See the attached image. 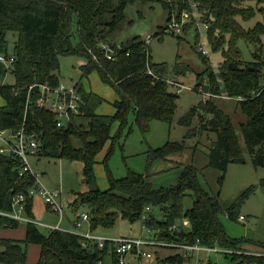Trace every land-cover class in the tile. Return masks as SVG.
I'll list each match as a JSON object with an SVG mask.
<instances>
[{
  "label": "trees",
  "instance_id": "16d2710c",
  "mask_svg": "<svg viewBox=\"0 0 264 264\" xmlns=\"http://www.w3.org/2000/svg\"><path fill=\"white\" fill-rule=\"evenodd\" d=\"M113 1L0 0V55H6V35L16 34L12 52L14 62L9 67L0 63V78H4L7 73L14 78L13 85H0V97L4 101V105L0 106V130L21 126L29 86L45 84L56 87L59 84L57 73L60 57H84L86 63L80 66L82 78H87L91 72L96 71L102 83L114 88L118 99L112 103L113 115L95 113V106L91 103L93 94L84 92L77 83L74 86L83 102L80 109L87 122L77 124L76 119H72L67 126L57 128L52 114L34 107L33 101L38 92V88H34L29 93L31 103L26 111L25 126L28 131L39 134L42 155L82 164L83 182L90 189L77 195L74 208H86L90 230L111 229L117 219L130 224L142 221L146 214L145 208H158L161 220H156L150 214L142 221L146 228L160 232L156 235L158 240L163 238L183 245L219 247L232 251L225 255H229L234 264H264V257L233 254L242 245L264 248V243L230 237L219 219V215L223 213L230 221L236 222V209L247 199L252 188H248L233 204L223 209L217 196L201 185L198 179L201 172L192 165L183 166L174 186L155 189L148 181L149 169L153 164L183 151L184 142H167L159 148H149L145 152L143 174L127 169L125 177L117 180L109 178L107 190L100 191L95 187L96 157L108 140H111V145L104 155V161L110 154L112 140L116 137L110 135L114 122H119L122 127L127 113L132 110L133 123L144 135L151 121L170 123L176 108V96L165 83L164 65L151 62L148 46L143 40L134 39L126 47L112 46L117 52L113 60L103 57L99 45L105 44L106 36L121 21L123 5L127 0L120 1L116 6ZM142 1L159 2L168 11V19L174 10L179 13L188 4V0ZM193 2L197 4L199 13L203 14L199 20L206 26L208 45L213 51L219 50L222 57L218 64V83L211 66L198 53L205 63V69L196 75L195 90L205 84L203 89L210 98L220 95L222 90L225 97L236 99L237 107L246 117V122L239 125L245 150L253 167L264 166V62L256 58L257 61L243 63L237 46L239 41H243L246 47L254 46L259 42V37L264 35V27L259 23L245 31L238 22L248 21L253 17V13L244 8L245 3H255L258 6L264 5V0ZM260 14L264 21L261 11ZM105 16L110 17L109 22L105 20ZM184 28L187 29V26ZM74 34L77 37L76 44H72ZM89 49L97 56V62H92L87 52ZM148 70L156 78L148 75ZM97 99L99 102L101 98ZM197 109L200 113L199 131L216 134V140L208 150L207 166L222 173L218 179L220 186L228 164H244L245 159L230 118L217 109L210 99L202 101ZM193 113L192 111L183 117L179 124L188 127ZM188 135L190 131L187 132L186 136ZM72 139L79 145L74 146ZM33 185L32 176L18 175L16 158L0 154V211L9 212L12 196L25 193ZM187 193L192 198V205L183 211L182 200ZM25 215L32 218V198H26ZM181 217L189 221L190 230L187 233L179 228L171 229ZM18 223L0 216V227L4 229H16ZM81 240L78 234L55 229L42 234L36 225L27 223L23 240H0V264H25L26 248L31 244L38 245L40 249L35 264H96L98 261L103 264L105 256H109L117 264L115 256L108 253V241L103 249H99L96 243L83 249Z\"/></svg>",
  "mask_w": 264,
  "mask_h": 264
},
{
  "label": "rangeland",
  "instance_id": "374dc122",
  "mask_svg": "<svg viewBox=\"0 0 264 264\" xmlns=\"http://www.w3.org/2000/svg\"><path fill=\"white\" fill-rule=\"evenodd\" d=\"M122 0H114L116 6ZM261 6L263 9H261ZM244 8L253 13V17L248 21H239L241 27L248 31L256 23L264 27L262 15H264V5L255 3H245ZM199 8L193 0H188V4L177 13L172 15L180 20L185 18L187 29L179 34L166 31L168 20V11L162 7L159 2L127 0L123 5L122 19L116 28L110 32L105 39V44L113 47H126L134 39L144 40L150 37L148 44L149 56L152 63L164 65V78L175 84L182 86L179 93H175L174 86L168 85L170 91L175 94V110L170 123L161 121H151L147 132L143 135L134 125L133 112L130 110L125 123L121 127L119 122H114L111 126L110 135L116 136L113 139L110 154L104 161V155L108 151L111 140H108L101 152L96 157L94 165V174L98 190L108 189L109 178L121 179L125 177L126 170L129 169L136 173H144L146 164L145 152L149 148L156 149L167 142H184L185 149L179 153L169 155L165 161L156 162L149 169L151 184L153 188H168L177 183L178 176L183 166L192 165L200 170L198 177L201 185L209 192L217 196L221 208L226 209L233 204L239 196L248 188H252L247 199L236 209V215L242 216V221L232 222L223 213L219 219L223 224L225 232L235 239H249L264 243V166L253 167L249 154L246 152L242 137L239 131V125L246 122V117L237 107L236 99L225 97L222 90L220 95L210 98L208 92L203 87L195 90L196 75L201 74L205 69V63L202 62L198 54L201 48L206 54L201 55L211 66L212 73L220 83L218 64L221 62V52L213 51L208 45L206 27L199 19L203 14L199 13ZM264 17V16H263ZM106 21H110L109 16H105ZM260 27V26H259ZM258 27V28H259ZM16 40V34L8 33L6 35V51L4 54L10 55L13 52V44ZM77 37L74 34L72 44H76ZM113 46V47H112ZM241 51V61L260 60L264 62V35L259 37V42L254 46L246 47L243 41L237 43ZM253 53V54H252ZM86 60L82 56L68 55L59 59L58 79L59 83L69 87L77 83L84 92L93 94L91 103H93L94 112L99 115L111 116L114 113L112 103L118 99L114 88L106 83H102L96 71L91 72L87 78H82L80 66L85 64ZM186 68H189L188 70ZM186 69V70H185ZM264 73V68L262 70ZM14 78L7 73L4 78H0V85H13ZM97 97L100 99L98 102ZM213 105L227 115L235 133L238 137L239 145L242 149V155L245 159L244 164L229 163L223 174L222 184L219 186L218 179L222 173L213 170L207 166L208 150L216 140V134L211 131H199L200 118L197 111L202 101L208 100ZM4 105L0 97V106ZM190 125L185 127L179 124V121L191 112ZM207 116L204 117L206 119ZM86 117L76 118V123L86 124ZM190 131V135L187 132ZM72 144L78 146L79 143L72 139ZM145 155V156H143ZM31 171L39 175L38 182L46 189H60L61 197L59 199L62 209V217L48 209L41 197L35 194L32 198V218L35 222L48 223L50 225L58 224L60 231L73 234H84L90 232L94 235H100L106 239L116 237L129 238H148L153 239L154 235L146 231L142 221L151 214L156 220H161V211L158 208L145 209L142 221L132 224L125 220L117 219L115 225L107 230H90L88 222L80 223L81 214H87L84 207L74 208V203L78 194H84L90 189L83 182L82 164L75 161H67L53 157H47L42 154L31 157L29 160ZM192 205V198L189 193L182 200L183 211L188 210ZM88 215V214H87ZM59 222V223H58ZM79 222V223H77ZM27 223L20 221L16 229H4L0 227V240L13 239L23 240L25 238ZM42 234H46L49 229L37 226ZM179 228L184 233L189 232L190 224L187 218L181 217L171 229ZM157 231V230H155ZM158 232H155V240L161 242V246H149L147 251L151 254V259L147 262L136 260L134 256L127 255L124 258V264H234L229 255L223 253H207L204 251L192 252L190 256L180 246L178 242L172 240H158ZM160 239V238H159ZM240 249L234 251L235 255H254L260 257L264 255V248H256L251 245H242ZM217 251H221L216 247ZM2 248L0 247V251ZM224 250V249H222ZM40 249L38 245L31 244L26 248L25 264H35L39 258ZM167 258L172 259V261ZM103 264H114L109 256L103 258Z\"/></svg>",
  "mask_w": 264,
  "mask_h": 264
},
{
  "label": "built area",
  "instance_id": "2783aa9c",
  "mask_svg": "<svg viewBox=\"0 0 264 264\" xmlns=\"http://www.w3.org/2000/svg\"><path fill=\"white\" fill-rule=\"evenodd\" d=\"M197 6V4H195ZM186 24L185 18L180 20L176 19L172 14L167 20L166 23V31H171L172 33L179 34L183 32L184 26ZM206 27V26H205ZM150 37H146L143 41L145 44H149ZM100 51L103 53V57L106 60H113L117 55L116 50H113L107 44L99 45ZM200 53L206 54L201 48L199 49ZM88 54L91 57L92 62H97V56L93 54L91 49H89ZM14 62L13 54L10 55H0V63L6 67H9ZM148 75L156 78L153 73L148 70ZM166 84L170 86H174L175 93L180 92V88L182 86L175 84L170 80H165ZM34 88H38V92L33 101V105L36 109L46 111L54 116V122L57 128H63L70 124L72 119H76L81 117L83 111H81V106L83 102L77 89L75 86H65L59 83L56 87H51L48 85H31L27 88V97L23 110V119L21 126L19 128H11L0 130V154L5 156H11L18 160V175H30L34 178V185L26 190L25 193H19L12 196L10 200V211L3 212L0 211V216L7 217L11 220L26 223H32L36 226H40L35 222L31 221L25 215V201L26 198H33L35 194H38L43 200L45 206L56 213L59 217V221L62 217V209L60 204V189L49 190L44 188L39 182L38 178L40 177L37 174H34L31 171V166L29 160L31 157H36L41 154V145H40V136L38 133L33 131H28L25 126V118L26 111L28 109L30 100V91ZM209 96V94H208ZM146 210L148 208H145ZM80 223L87 222L88 216L87 214H81L79 217ZM238 221H242L243 217L238 216ZM77 222V223H79ZM59 223V222H58ZM45 227V226H43ZM174 227V226H173ZM50 230H59L58 224L55 227H45ZM147 232H151V234L155 235V232L149 228H146ZM82 240L80 245L83 249H87L91 244L96 243L99 249H103L105 242L108 241V253L115 256V260L117 264H124V258L127 255H132L136 260H142L143 262H147L151 259V254L147 251L149 246H161L163 245L161 242L153 239H144L141 237L136 238H127V237H116L112 239H106L102 236L94 235L92 233H86L80 235ZM182 247L186 252L190 251H204L207 253H216L220 252L223 254H230L232 251L222 250L217 251L216 248H206L200 246H190V245H182ZM260 257H264L261 255ZM96 264H102L101 261H98Z\"/></svg>",
  "mask_w": 264,
  "mask_h": 264
},
{
  "label": "crops",
  "instance_id": "0c3cea01",
  "mask_svg": "<svg viewBox=\"0 0 264 264\" xmlns=\"http://www.w3.org/2000/svg\"><path fill=\"white\" fill-rule=\"evenodd\" d=\"M73 86H74V85H73ZM143 156H145V155H143ZM150 180H151V177H150V174H149V179H148V181L151 182ZM60 197H61V195H60ZM32 215H33V213H32ZM33 216H34V215H33ZM31 221L35 222L33 218H31ZM35 223L38 224L37 222H35ZM38 225H40L39 227H43V226L46 227V226H47V227H51V228H52V227H55L57 224H56V225H50V224H48V223H39ZM45 227H44V228H45ZM47 229H48V228H47ZM86 233H90V232H85L84 234H86ZM81 235H82V234H81ZM98 236H100V235H98ZM127 238H129V237H127ZM193 246H197V245H193ZM192 252H197V251L193 250V251L187 252V255L190 256ZM216 253H220V252H216Z\"/></svg>",
  "mask_w": 264,
  "mask_h": 264
}]
</instances>
